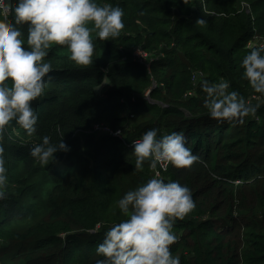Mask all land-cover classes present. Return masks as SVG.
I'll return each instance as SVG.
<instances>
[{
    "label": "trees",
    "instance_id": "16d2710c",
    "mask_svg": "<svg viewBox=\"0 0 264 264\" xmlns=\"http://www.w3.org/2000/svg\"><path fill=\"white\" fill-rule=\"evenodd\" d=\"M97 3L124 9L120 36L102 41L93 33L95 52L87 67L72 61L66 46L54 45L45 58L53 66L49 83L32 102L37 132L28 136L12 121L0 141L8 169L0 200V260L11 253V264H95L103 258L96 248L104 232L125 219L119 199L153 175L147 163L134 171V147L119 138L91 141L98 133L92 126L101 124L123 130L128 142L152 128L158 135L182 131L200 157L190 169L161 170L164 180L188 186L196 204L174 225L179 239L171 251L181 264H264V106L243 124H220L210 117L201 88L205 79L223 78L247 101L260 96L243 78L241 63L250 52L247 43L264 36V0ZM199 18L207 23L196 24ZM24 34L26 39V27ZM139 48L150 53V69L137 59ZM195 71L204 77L196 96L186 99ZM45 135L53 143L63 138L70 151L41 165L30 149ZM84 139L90 144L85 151ZM74 169L84 173L75 177ZM18 225L20 232L13 230ZM21 244L28 258L16 262Z\"/></svg>",
    "mask_w": 264,
    "mask_h": 264
},
{
    "label": "clouds",
    "instance_id": "9594fccd",
    "mask_svg": "<svg viewBox=\"0 0 264 264\" xmlns=\"http://www.w3.org/2000/svg\"><path fill=\"white\" fill-rule=\"evenodd\" d=\"M246 8L250 13V7ZM124 15L119 5H101L97 0H15L14 5L0 0V18H3L0 22V141L12 121L28 136L37 132L39 117L32 102L44 95L49 83L46 77L53 71L51 60L45 59L49 50L54 45L66 46L69 58L87 67L93 63L95 52L92 34L102 41L118 38L125 28ZM9 16L12 21L8 20ZM206 23L203 18L196 21L198 25ZM257 37L247 43L250 52L244 56L241 67L243 78L263 99L264 43L258 45ZM152 60L151 57L145 63L148 69ZM198 73L204 76L203 71H195L192 82ZM156 87L154 84L153 88ZM230 87V82L223 78L219 82L203 80L204 105L210 117L220 124H243L246 118L256 115L260 105H252ZM190 92L184 98L192 97ZM158 133L159 129L152 128L130 142L124 135L119 138L124 146L134 147V171H142L147 163L154 175L119 199L118 207L125 219L104 232V239L96 248L97 255L103 258L95 264H181L180 256L171 251L179 239L174 225L177 220L185 219L196 204L188 186L177 180L165 181L157 166L165 170L170 165L190 169L200 157L187 145L182 131ZM58 151L67 152L70 148L63 138L53 143L45 135L42 143L31 147L30 154L37 163L48 165ZM3 153L0 143V200L5 198L8 183Z\"/></svg>",
    "mask_w": 264,
    "mask_h": 264
},
{
    "label": "rangeland",
    "instance_id": "374dc122",
    "mask_svg": "<svg viewBox=\"0 0 264 264\" xmlns=\"http://www.w3.org/2000/svg\"><path fill=\"white\" fill-rule=\"evenodd\" d=\"M204 76L203 75H201V73H198V75L193 79V82H192V85L194 86V88H192L191 89V92H190V94H189V96H191L192 95V97L193 96H196V92H197V87L199 86V82H200V80L203 78ZM202 84V83H201ZM190 98V97H189ZM250 103L252 104V103H256V104H259L260 105V107H262V106H264V98L262 99V100H254V101H250ZM226 123H228V122H226ZM214 124V123H213ZM215 125V124H214ZM103 128H105V127H102V125L100 124V126L98 125V124H94L93 126H92V130L93 131H97V129H98V133L96 134V136H95V139L94 140H91V141H98L100 138H102V137H104V136H106L107 135V132H105L106 131V129H103ZM209 129H211V127H208ZM206 129V128H205ZM122 131V134H126L127 135V133L126 132H124L123 130H121ZM100 142H102V140L100 141H98V143H100ZM89 142H88V140H86V139H84L83 140V142H82V144L83 145H85L84 146V151H85V148L86 147H88V146H90V144H88ZM81 149H82V146H81ZM82 151H83V149H82ZM83 151V152H84ZM88 153V152H87ZM91 161H92V159H90ZM90 167V166H89ZM91 167H94L93 166V164L91 165ZM169 169V167L167 168V170ZM161 170L162 171H164V172H166L167 170H164V169H162V168H160L159 167V165L157 166V171H160V173H161ZM76 170L74 169V171H73V173H74V175H75V177H80V175H82L83 173H84V170L82 169L81 171H79L78 173H76L75 172ZM150 171H151V173H152V175H154V172L150 169ZM82 173V174H81ZM164 175L161 173V178L163 177ZM163 179V178H162ZM170 178L169 177H166L165 178V180H169ZM100 226H98L97 228H99ZM22 227H21V225H18V226H14V229L13 230H15V231H18L19 230V232H20V230H22L21 229ZM11 229V230H12ZM63 237H65V236H63ZM3 244V242L2 241H0V245H2ZM4 245H7V246H10V247H16V244H9V243H7V244H5L4 243ZM20 248H21V256L19 257V259L18 260H16V262H19V260L20 259H23L24 261H25V259H27L28 258V255H27V253L24 251L25 249V245H23V244H21V246H20ZM13 256H12V253L9 255V256H7L6 258H1L2 260H4V263L5 264H11V263H9V260L12 258ZM2 260H0V263H2V264H4L3 263V261Z\"/></svg>",
    "mask_w": 264,
    "mask_h": 264
},
{
    "label": "built area",
    "instance_id": "2783aa9c",
    "mask_svg": "<svg viewBox=\"0 0 264 264\" xmlns=\"http://www.w3.org/2000/svg\"><path fill=\"white\" fill-rule=\"evenodd\" d=\"M256 43H258V45L260 44V43H264V38H256ZM135 55H136V57H137V59L141 62V64L142 63H144L145 61L147 62L148 61V59L150 58V55H149V53H147L145 50H143V49H141V48H139V49H137L136 50V53H135ZM136 59V60H137ZM137 60V61H138ZM196 77V76H195ZM254 100H262V98L261 97H258V96H256V95H254V96H252V97H250V101H254ZM99 125V124H98ZM100 126V125H99ZM102 127H105V128H103V129H106V131L105 132H107V135H111V136H113V137H116V138H122L123 137V134H122V131L121 130H116V131H113L109 126H106V125H102ZM97 131H98V129H97ZM106 135V136H107ZM165 170V169H164Z\"/></svg>",
    "mask_w": 264,
    "mask_h": 264
},
{
    "label": "bare ground",
    "instance_id": "6f19581e",
    "mask_svg": "<svg viewBox=\"0 0 264 264\" xmlns=\"http://www.w3.org/2000/svg\"><path fill=\"white\" fill-rule=\"evenodd\" d=\"M246 4V3H245Z\"/></svg>",
    "mask_w": 264,
    "mask_h": 264
}]
</instances>
